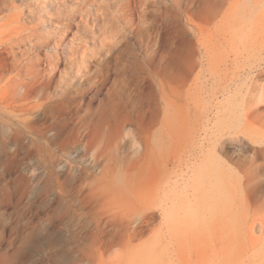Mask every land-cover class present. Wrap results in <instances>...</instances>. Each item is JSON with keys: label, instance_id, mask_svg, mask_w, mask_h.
<instances>
[{"label": "rangeland", "instance_id": "1", "mask_svg": "<svg viewBox=\"0 0 264 264\" xmlns=\"http://www.w3.org/2000/svg\"><path fill=\"white\" fill-rule=\"evenodd\" d=\"M261 69L264 0H0V264H264Z\"/></svg>", "mask_w": 264, "mask_h": 264}, {"label": "bare ground", "instance_id": "2", "mask_svg": "<svg viewBox=\"0 0 264 264\" xmlns=\"http://www.w3.org/2000/svg\"><path fill=\"white\" fill-rule=\"evenodd\" d=\"M134 1V0H132ZM116 2V1H115ZM120 2V1H119ZM121 15H123V13H121ZM121 20V19H120ZM31 35H29L28 37H30ZM81 58L83 59V55H81ZM50 61H52V59H50ZM52 65V68H56L57 67V62H51L50 63ZM264 69H261L260 71H263ZM263 92H264V86H263ZM263 99H264V96H262ZM261 101H264L261 99ZM251 112H254L257 114L258 116V119L260 121H262V123L264 124V110H260V106H257L253 109H251ZM263 119V120H262ZM261 139L258 140V144L260 145L259 149H257L258 151L260 152H264V133H260V136H259ZM254 179H250V178H247L246 180V185L249 187V188H252L250 186L251 182H253ZM253 190V189H252Z\"/></svg>", "mask_w": 264, "mask_h": 264}]
</instances>
